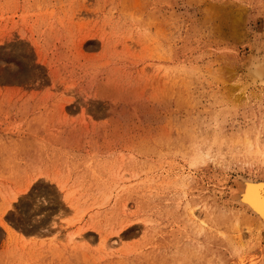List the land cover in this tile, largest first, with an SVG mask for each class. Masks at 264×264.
Here are the masks:
<instances>
[{"label":"rangeland","instance_id":"1","mask_svg":"<svg viewBox=\"0 0 264 264\" xmlns=\"http://www.w3.org/2000/svg\"><path fill=\"white\" fill-rule=\"evenodd\" d=\"M263 54L264 0H0V264H264Z\"/></svg>","mask_w":264,"mask_h":264},{"label":"bare ground","instance_id":"2","mask_svg":"<svg viewBox=\"0 0 264 264\" xmlns=\"http://www.w3.org/2000/svg\"><path fill=\"white\" fill-rule=\"evenodd\" d=\"M247 70L252 78L259 81L264 79V54L255 55L248 64ZM263 82L262 84H264ZM229 199L230 205H234L239 211H244L258 220L260 229L264 232V182L244 177L240 182L236 181V188L231 192ZM109 243L108 240H105L103 246L108 248Z\"/></svg>","mask_w":264,"mask_h":264}]
</instances>
